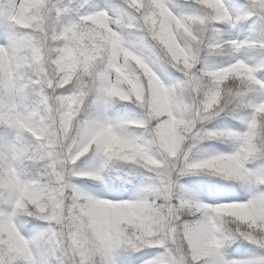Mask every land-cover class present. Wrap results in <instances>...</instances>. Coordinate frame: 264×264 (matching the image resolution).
Returning a JSON list of instances; mask_svg holds the SVG:
<instances>
[{"label":"clouds","instance_id":"clouds-1","mask_svg":"<svg viewBox=\"0 0 264 264\" xmlns=\"http://www.w3.org/2000/svg\"><path fill=\"white\" fill-rule=\"evenodd\" d=\"M237 153L264 169V0H0V264H264Z\"/></svg>","mask_w":264,"mask_h":264},{"label":"snow or ice","instance_id":"snow-or-ice-1","mask_svg":"<svg viewBox=\"0 0 264 264\" xmlns=\"http://www.w3.org/2000/svg\"><path fill=\"white\" fill-rule=\"evenodd\" d=\"M234 4L242 3V0H232ZM241 120H244L245 117H239ZM233 128H239L241 125L236 124L234 122H230ZM248 131L243 136H238V139L242 141V148H246V151H250L252 147V141L257 131V126L255 121H251L248 125ZM246 159L242 158L239 153L236 156L232 157L233 160V168L234 174L230 177V179L235 180L237 183L244 185L249 192L255 190L256 184L258 182L264 181V169L251 170L246 166ZM226 189L234 188V185H224ZM142 237H138L136 241L129 240L126 242V246L128 248H135L139 240ZM120 251L118 246L113 244H109L106 249V255L108 257V264H119V260L117 258V253ZM141 253H134L127 257L126 260L123 261V264H135V262L139 259Z\"/></svg>","mask_w":264,"mask_h":264}]
</instances>
